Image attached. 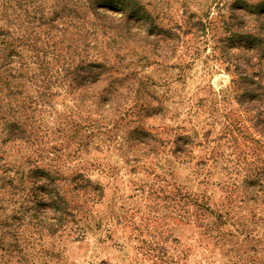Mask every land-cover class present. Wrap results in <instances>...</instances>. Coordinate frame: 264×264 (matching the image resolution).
Segmentation results:
<instances>
[{"label":"rangeland","instance_id":"374dc122","mask_svg":"<svg viewBox=\"0 0 264 264\" xmlns=\"http://www.w3.org/2000/svg\"><path fill=\"white\" fill-rule=\"evenodd\" d=\"M135 1L152 23L131 17L132 30L148 28L149 39L127 46L132 65L112 95L135 108L123 110L117 138L94 136L61 163L63 176L83 173L103 196L84 204L85 224L24 235L9 251L2 243L0 264H264L263 197L240 202L231 189L252 150L264 160V139L233 94V64L250 71L245 41L264 43V0ZM81 90L75 98L95 94ZM231 120L238 129L226 132Z\"/></svg>","mask_w":264,"mask_h":264},{"label":"trees","instance_id":"16d2710c","mask_svg":"<svg viewBox=\"0 0 264 264\" xmlns=\"http://www.w3.org/2000/svg\"><path fill=\"white\" fill-rule=\"evenodd\" d=\"M131 17L152 23L135 0H0V245L6 251L24 235L44 230L54 236L76 221L85 224L84 204L103 196L83 173L63 176L61 163L71 147L79 157L94 136L117 138L119 122L135 108L112 97L119 75L132 65L127 46L149 39L148 28L132 30ZM263 44L245 41L242 57L250 71L233 64V94L264 139ZM85 87L95 92L88 102L75 98ZM236 127L231 120L224 130ZM8 154L12 161L5 160ZM252 158L241 183L231 182L244 195L240 202L256 203L259 196L264 202V160L257 150ZM231 164L240 167L238 160Z\"/></svg>","mask_w":264,"mask_h":264}]
</instances>
